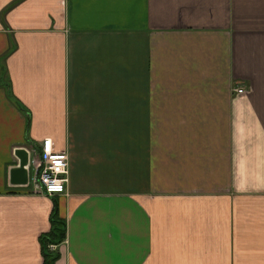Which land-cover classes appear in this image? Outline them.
<instances>
[{
	"label": "crops",
	"instance_id": "obj_1",
	"mask_svg": "<svg viewBox=\"0 0 264 264\" xmlns=\"http://www.w3.org/2000/svg\"><path fill=\"white\" fill-rule=\"evenodd\" d=\"M45 140L68 193L11 189ZM55 211L53 264H264V0H0V264Z\"/></svg>",
	"mask_w": 264,
	"mask_h": 264
},
{
	"label": "built area",
	"instance_id": "obj_2",
	"mask_svg": "<svg viewBox=\"0 0 264 264\" xmlns=\"http://www.w3.org/2000/svg\"><path fill=\"white\" fill-rule=\"evenodd\" d=\"M243 95L244 88H239ZM31 185L30 192L39 196L55 197L68 193L70 175V157L67 153H56L52 140H45L40 148L31 150ZM34 173V176H32ZM51 251L56 246L51 245Z\"/></svg>",
	"mask_w": 264,
	"mask_h": 264
},
{
	"label": "water",
	"instance_id": "obj_3",
	"mask_svg": "<svg viewBox=\"0 0 264 264\" xmlns=\"http://www.w3.org/2000/svg\"><path fill=\"white\" fill-rule=\"evenodd\" d=\"M18 165L9 170V187L11 189H28L31 185V151L27 148H20L15 151Z\"/></svg>",
	"mask_w": 264,
	"mask_h": 264
},
{
	"label": "trees",
	"instance_id": "obj_4",
	"mask_svg": "<svg viewBox=\"0 0 264 264\" xmlns=\"http://www.w3.org/2000/svg\"><path fill=\"white\" fill-rule=\"evenodd\" d=\"M66 239V223L59 217L57 211H55L52 217V230L42 238V243L45 249V264H53L57 260L56 255L50 252L51 250L49 247L51 245H61Z\"/></svg>",
	"mask_w": 264,
	"mask_h": 264
},
{
	"label": "rangeland",
	"instance_id": "obj_5",
	"mask_svg": "<svg viewBox=\"0 0 264 264\" xmlns=\"http://www.w3.org/2000/svg\"><path fill=\"white\" fill-rule=\"evenodd\" d=\"M32 176H34V173H32Z\"/></svg>",
	"mask_w": 264,
	"mask_h": 264
}]
</instances>
